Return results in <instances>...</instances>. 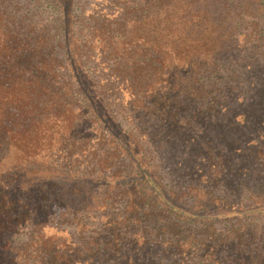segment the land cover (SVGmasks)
Returning a JSON list of instances; mask_svg holds the SVG:
<instances>
[{
	"label": "trees",
	"instance_id": "obj_1",
	"mask_svg": "<svg viewBox=\"0 0 264 264\" xmlns=\"http://www.w3.org/2000/svg\"><path fill=\"white\" fill-rule=\"evenodd\" d=\"M104 2L87 16L90 0H0V264H86V256L96 257L98 249L45 230L54 216L81 212L75 196L82 195L84 203L85 195L102 186L126 198L125 212L135 217L151 202L156 209L151 216L164 214L176 230L264 219L262 200L233 207L227 198L195 187L188 189L199 192L192 195L193 209L185 193L165 187L137 140L155 137L158 148L173 151L185 143L194 122L217 118L210 111L220 92L213 80L223 78V61L245 38L256 42L253 50L264 48V0ZM246 20L248 30L242 28ZM231 75L237 78L239 72ZM102 103L131 119L133 142L108 124ZM200 103L206 107H197ZM86 114L109 131L104 137L113 149L100 151L107 140L103 134L96 145L76 130ZM122 153L130 160L128 172L113 167ZM254 158L264 168L262 149ZM46 185L51 190L42 200L49 197L55 205H39L41 192L33 194ZM26 226L30 232L20 243ZM116 229L108 240L115 246L124 238ZM257 234L254 229L242 242L231 239L242 256L248 255L246 264H264ZM209 237L169 245L191 256L201 244L200 260L210 264L225 244L205 243Z\"/></svg>",
	"mask_w": 264,
	"mask_h": 264
},
{
	"label": "rangeland",
	"instance_id": "obj_2",
	"mask_svg": "<svg viewBox=\"0 0 264 264\" xmlns=\"http://www.w3.org/2000/svg\"><path fill=\"white\" fill-rule=\"evenodd\" d=\"M100 4L106 3L104 0H90L86 15L99 8ZM248 21L250 20H246L242 25L245 30L250 28ZM262 27L264 28V21ZM262 27L260 33L264 35ZM244 41L232 56L223 61L225 63L221 72L223 78L213 80L220 87L218 103L211 104L213 108L210 110L217 118L194 122L193 131L187 134L185 143L179 140L183 143L176 146L173 151L158 148L160 142L155 137L153 138L155 142H149L141 137L137 139L140 153L165 187L177 193H185L184 199L190 207L194 206L193 196L199 193L194 189L189 192L188 189L192 187L227 198L228 204L233 207L249 206L254 205L255 201H264V168L260 161L254 158L258 149L264 151V53H261L264 48L253 50L256 42L246 38ZM232 70L239 72L237 78L231 75ZM231 85H236V89H228ZM124 96L127 98V93H122V97ZM201 103L197 107H206ZM105 105L102 103L101 107L108 124L116 133L133 142L130 132L134 133L135 130L132 128L131 119L125 118L118 109L112 110ZM76 130L91 136L93 140L91 143L96 145L103 143L100 138L102 134L104 140L107 139L104 135L109 134V131L101 129L99 122L94 121L89 114H86L84 121ZM109 139L105 141L109 144L104 143L105 147L100 151L113 149L115 144ZM161 145L163 146L164 142ZM207 149L210 151L206 155ZM113 161V167H121L125 172L131 169L129 157L125 153ZM102 173L106 176L109 170ZM47 189L51 190L48 185L33 190L35 195L41 192L39 199H36L39 205L48 203L55 205L56 202L49 201V197L42 200ZM116 193L114 189L107 190L106 186H102L85 195L84 203L82 195L75 196L79 203L77 207L83 206L81 212L74 215L73 210H69L68 216L59 218L57 215L54 216L49 221L45 233L60 235L73 245H90L98 249L99 254L96 257L86 256V264H205L206 260H200L199 257L203 245L200 244L191 256L185 251L182 252V248L175 249L169 245V242L178 243V240H190L193 236H196V239L211 236L204 242L225 244L218 261H211L210 264H231L232 258L239 261V264H246L248 255L242 256L238 252L239 247L234 248V244L230 243L231 239L236 237L234 241L242 242L245 239L243 234L255 229L258 233L255 244L264 245V219L246 220L241 223L234 221L215 226L195 224L176 230L170 225L168 221L170 218L164 214L155 218L151 216V211H156L151 202L145 205V209L140 210L136 217L126 213L127 199ZM95 194L96 196L92 198ZM193 209H196V205ZM146 210L149 212L146 213ZM38 211L40 218L45 219L42 206H38ZM61 211H64L63 208ZM125 219L130 222H126ZM115 228L120 237H124L123 242L116 246L108 241L111 240ZM30 229L26 226L22 230L19 236L20 243L26 241Z\"/></svg>",
	"mask_w": 264,
	"mask_h": 264
}]
</instances>
